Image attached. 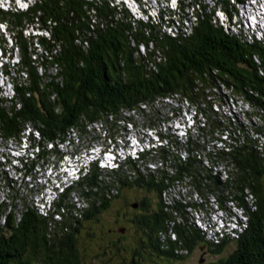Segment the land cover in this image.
Instances as JSON below:
<instances>
[{
	"label": "trees",
	"instance_id": "trees-1",
	"mask_svg": "<svg viewBox=\"0 0 264 264\" xmlns=\"http://www.w3.org/2000/svg\"><path fill=\"white\" fill-rule=\"evenodd\" d=\"M244 1L192 0L180 3L178 13L167 10L168 20L163 18L166 10H160L156 22L148 18L135 24L126 8L111 7L107 0H36L24 12L0 13L23 27L36 25L37 16L41 23L48 19L56 23L51 43L40 42L48 51L58 46L49 65L57 66L61 78L59 85L53 75L37 74L30 43L19 34V69H26L28 80L14 90L21 108L0 103L5 136H17L24 122L31 121L49 139L70 128L82 131L98 125L112 141L119 123L136 125L131 112L141 114V107L150 112L154 106L165 109V99L174 96L195 108L198 125L204 123L199 127L201 140L189 139L183 159L162 147L140 161L127 160L119 170L91 163L46 216L14 188V195L6 196L13 210L6 213V204L0 203V264H181L197 248L216 258L215 264H264V146L257 149V144L237 139L227 151L211 152L205 141L217 138L222 130L230 133L225 118L214 109L218 94L213 89L220 86L250 102L264 118V39L244 30L243 24L232 31L224 28L216 16L218 12L228 19L237 16V5ZM174 19L179 26L168 31ZM44 78L48 81L43 83ZM51 94L56 95L57 112ZM196 152L209 167H224L226 179L213 175ZM175 180L190 181L193 190L172 197L169 205L168 189ZM128 191L135 195L129 197ZM192 192L204 205L198 208L187 200ZM210 195L219 211L228 212L230 201L246 215L245 228L237 237L223 233L208 243L195 226L190 209L205 210ZM247 196L252 206L246 203ZM73 197L83 206H76ZM111 212V220L104 222L103 215ZM124 224L132 229L126 245L122 236L127 229H118ZM117 230L121 233L115 240ZM99 242L102 255H90V244ZM125 253L129 260H98Z\"/></svg>",
	"mask_w": 264,
	"mask_h": 264
},
{
	"label": "built area",
	"instance_id": "built-area-1",
	"mask_svg": "<svg viewBox=\"0 0 264 264\" xmlns=\"http://www.w3.org/2000/svg\"><path fill=\"white\" fill-rule=\"evenodd\" d=\"M35 1L0 0V13L24 12L32 7ZM85 1L91 2L94 0ZM96 1L99 2L100 0ZM108 2L111 7H117L121 4L126 8L131 15L130 21L135 24L136 20L146 21L148 18L156 22L160 10H166L163 18L168 20L167 13L169 11L178 13L180 3L185 5V3H191L192 0H139L138 2L136 0H115ZM209 4H212V2ZM246 13H251V17L254 18L251 19L252 32L257 37L258 34L264 33V0H253L252 10L250 12L246 11ZM218 16L222 17V23L226 25L228 18L222 12H218ZM13 21L11 18L0 16V103L6 108L15 105L16 109H19L21 105L18 100L9 97V90H15L16 87L25 85L28 80L26 69L10 68V61L20 59L17 38L19 34L30 43L27 44L28 50L31 54L32 64L37 67V74L43 76L44 73H47L50 77L53 75L54 82L59 85H61V78L57 77L58 68L51 65H41L42 56L56 53V50H58V46H54L50 51L43 49L40 42L41 39H46L51 43V27L56 23L50 19L41 23L37 16L36 24L44 25L48 30V37H39L32 35L29 29L23 27V24L16 25ZM92 22L95 23V20ZM171 26L168 31L173 32L172 30L179 26V22L174 19ZM236 27L237 24H234V28ZM138 49H140V53H143L144 48L142 46H139ZM46 81H48L46 78L42 80L43 83ZM231 96L232 101L237 102L238 106L243 109V118H246L247 129L246 131H238L228 124L230 133L223 130L224 139L205 140L207 141V150L211 152L222 149L227 151L228 145H231L237 139L245 142L247 140L251 141L253 145L257 144V149H261L264 146V133H260V127H253V120H260V126H264V118L261 116L263 112L254 109L247 100L235 97L232 94ZM175 98L177 97L165 99L166 104L169 99L179 102L175 105L177 111L174 114L168 113V105L165 109L161 108L162 112H159L160 107L158 106H154L151 112L144 107H141L143 110L141 114L131 112L130 117L136 122V125H133L130 121H124L123 126L119 123L117 131H115V139L112 141L105 139L104 130L98 125L92 127L87 125L82 131H75L70 128L62 136L59 134V136L49 139L31 121H25L20 129V138H22L20 153L11 154L10 151L9 154H2V144L4 142L0 136V203L6 204V213L9 212V198L6 199V196H9L14 177L25 179V188L22 190V195L40 214L46 216L54 210L53 203L59 198L60 194L86 173L93 162H96L104 170H119L127 160L140 161L139 159L144 154L162 147L182 159L186 157L187 149L185 146L188 144L189 139L194 142L199 141V127L204 125L203 122L198 125L195 121L197 118L195 113H191V110L185 107V102L176 101ZM50 101L54 104L53 108L56 111L57 101ZM214 109L224 118L223 111H218V101ZM196 154V158L198 160L200 158L206 167L212 169L213 173L214 171L225 170L222 166L209 167L206 158L197 152ZM149 167H154V164L150 163ZM174 183L168 189L167 204L169 205L172 203V197L179 198L183 190H193L189 184L190 181L179 183L175 180ZM192 194L191 198L187 199L188 201L196 203L198 208L199 205H204L203 199L197 193L192 192ZM245 201L249 206H252L253 202L248 200V196ZM73 202L77 204L76 206H83V203L76 197H73ZM227 204L230 210L224 212V217L230 216V226L242 232L246 225V215L232 202L229 201ZM207 208H209V215H201L199 209H190L198 224L212 221L211 218L215 217L213 212H221L214 204V199H212V204H208ZM231 209L235 211H231ZM232 215H234V218H232ZM237 217H240V220H237ZM54 218L57 219L58 215L55 214Z\"/></svg>",
	"mask_w": 264,
	"mask_h": 264
},
{
	"label": "rangeland",
	"instance_id": "rangeland-1",
	"mask_svg": "<svg viewBox=\"0 0 264 264\" xmlns=\"http://www.w3.org/2000/svg\"><path fill=\"white\" fill-rule=\"evenodd\" d=\"M107 1L111 2V1H115V0H107ZM31 2H32V0H31ZM252 3H253V0H248L247 2L245 0V3H244L245 7H242V10L239 7V6H241V3H238V5H237V10H238L237 14L238 15L237 16L235 15L232 18L228 19V21H231L230 24L234 23V24H237V25H240V24L242 25L241 21H243L245 27L248 26V25L251 26L249 24V22H252L250 19H254V18L250 17V16L249 17L244 16L241 13V11L251 10L252 8H250L249 6L252 5ZM258 9H259V7H258ZM248 12H250V11H248ZM216 16L218 17L219 22L222 24V26L224 28H229V29H233V30L235 29V28H233L231 26L229 27V25H223L222 17L218 16L217 14H216ZM256 18H257V15H256ZM261 27H263V26H261ZM258 37L264 38V33L258 34ZM10 65H11V62H10ZM218 90H220V91H218ZM214 92L218 94V96H217L218 107L222 108L221 111H223L224 115L227 118H233V119H234V117H232L233 114L238 116L239 119H238L237 123H238L240 129L244 130L245 125L243 123H247L246 119L241 117V110L242 109L240 108V106H238L237 102L232 101L231 93L229 91L225 90L223 87L215 88ZM218 92H220V93H218ZM15 99H17V98H15ZM176 104H179V102H174V101H172L170 99L167 101V105L169 106V110H168L169 114H174L177 111V109L175 107ZM254 108H256V107H254ZM191 110H192V108H191ZM159 112H162L161 108H160ZM0 123H1V126H2V121L1 120H0ZM1 137L4 138V141H3L4 144H2V148H4V150H8L9 148L10 149L14 148V146L15 147L18 146L20 144V142L22 141V138H20V132L18 133L17 136H14V135L13 136H5L4 133H2ZM9 140H10V142H9ZM22 186H23V189H24L25 188V180H21V181L17 182L14 186H12L11 190H9V197H12L14 195L13 194V189L14 188H17L19 190L18 192L20 193V191H22V190H20V187H22ZM184 193H185V191L183 190L182 193L180 194V196L182 194H184ZM127 194L131 198L135 195V193L133 191L132 192L128 191ZM10 204H12V205H10ZM115 207L119 208L120 205H115ZM13 208H14L13 207V203L11 202V200L9 198V211H12ZM231 211H235V210L231 209ZM216 214H217L216 218H214L212 216L213 217V218H211V219H213L212 221H216L217 223L219 222V224L222 225L221 222L218 219H219V216H223L224 217L225 214H223L222 212H218ZM207 215H209V211L207 212ZM111 218H112V212L109 213V214L103 215L102 220L104 222H107V221H110ZM232 218H234V215H232ZM237 220H240V217H237ZM237 223H238V221H237ZM206 224L207 223L205 222L204 225H206ZM123 228L127 229L125 231V233L123 234V236H122V239L124 237V239L122 241V244L126 245V244H128V239L130 237V234L132 233V229H130V227L126 226L125 224L120 226L118 229L121 230ZM202 228H205V227L203 226ZM97 230H100V228H97ZM119 230L115 231V237H114L115 240L120 237V236H118V234L121 233V232H119ZM100 244H102V242L90 244V246L88 247L89 249H91L90 255H95L96 253H97V256L102 255V249L100 248V246H101ZM129 258H130V254L129 253H125L124 255L118 256V257H113L111 255H106V256H104V257H102L100 259L98 258V260L100 262L102 260L110 259L109 260V261H111L110 263H115V262H120L122 260H129ZM98 260H96V261H98ZM216 260L217 259L212 257L210 253L206 252L204 248H201V249L197 248L187 258V260L182 262L181 264H215Z\"/></svg>",
	"mask_w": 264,
	"mask_h": 264
},
{
	"label": "bare ground",
	"instance_id": "bare-ground-1",
	"mask_svg": "<svg viewBox=\"0 0 264 264\" xmlns=\"http://www.w3.org/2000/svg\"><path fill=\"white\" fill-rule=\"evenodd\" d=\"M32 1H34V0H32ZM248 0H246V2H247ZM24 2H31V0H24ZM244 3H245V1H244ZM242 7H245V5L244 6H240V8H241V10H242ZM250 8H252V5H250L249 6ZM93 9H95V8H93ZM252 10V9H251ZM251 10H248V11H251ZM241 13L244 15V16H246V17H251V13H246V11H241ZM238 15V14H237ZM251 20V19H250ZM242 22V24L244 25V22L243 21H241ZM35 23V22H34ZM231 23V21H226V25H229V27L231 26V27H233L234 28V23L233 24H230ZM238 23V22H237ZM248 24V23H247ZM249 24L251 25V22H249ZM241 25V24H240ZM255 25H256V23H255ZM239 25H237V27H238ZM26 28L27 29H29V32L30 33H32V35H36V36H39V37H48V30H46V29H41V28H39L38 27V24H36V25H33V24H30V25H26ZM240 28V27H239ZM229 29V28H228ZM231 31L233 30V29H230ZM244 30H248L249 32H252V25L251 26H244ZM260 43V42H259ZM44 48V47H43ZM139 51H140V49H139ZM52 58V54L51 53H49L48 55H44V56H42V63H45V65H49V61H51L50 59ZM11 62V65H10V68H13V69H19V59H16V61H10ZM52 67H55V68H57V66L55 65V64H53L52 65ZM222 86H220L219 88H221ZM181 96V95H180ZM9 97H10V99H15V92H14V90H9ZM184 97V96H183ZM49 100H57V98H56V95L55 94H51L50 96H49ZM191 101V100H190ZM188 102V101H187ZM57 103V102H56ZM59 107V105H56V108H58ZM185 107L186 108H189V110H191V108H192V110H191V113H195V116H197V113L195 112L196 110H195V108H193V107H191L190 105H187L186 104V102H185ZM252 107H254L253 105H252ZM254 109H256V108H254ZM14 110V109H13ZM222 110V108H220V107H218V111H221ZM58 111V110H57ZM56 111V112H57ZM10 112V111H9ZM199 114V113H198ZM201 116V115H200ZM223 116H224V118H225V120H226V122H227V124H229L231 127H235V129H237L238 131H246V129H247V123H243L244 125H245V128H244V130H241L240 129V127H239V125H238V123H237V121H238V116H236L235 114H233V116L232 117H234V119L233 118H227L225 115H224V113H223ZM241 117L243 118V109L241 110ZM204 119V118H203ZM236 119V120H235ZM244 119H246V118H244ZM247 122V121H246ZM78 124V123H77ZM203 125H204V123H203ZM3 127V126H2ZM2 127H1V123H0V136H1V134L3 133V131H2ZM209 127V126H208ZM207 127V128H208ZM253 127H260V133H264V130L262 129V128H264V126H260V120H253ZM210 132V131H209ZM217 136V138H215V139H224V132H223V130H222V132H220V133H217L216 135H215V137ZM1 139H3V141H4V138H2L1 137ZM12 141V140H11ZM9 142H10V140H9ZM20 149H22V141L20 142V144L18 145V146H14V148H12V149H8V150H4V148H2V154H9V152L11 151V154H19L20 153ZM234 161V160H233ZM213 175H216V176H218L219 177V179L220 180H225L226 179V177H227V173H226V170H221V171H214V173H213ZM221 176V177H220ZM190 177V176H189ZM21 180H25V179H21V177H14V181H13V184H12V186H14L17 182H19V181H21ZM206 186V185H205ZM225 187V186H224ZM20 190H23V186L22 187H20ZM20 193L22 194V191H20ZM164 195V194H163ZM165 197V196H164ZM236 197V196H235ZM205 199V198H204ZM212 199H214V204L215 205H217V201H216V199H215V197L214 196H212V195H210V196H208V199L206 200V203L207 204H212ZM14 201H15V198L13 199ZM165 201V200H164ZM251 201V200H250ZM225 202V201H224ZM209 211V208H206L205 210L203 209V211H201V215H207V212ZM224 214V213H223ZM199 229V228H198Z\"/></svg>",
	"mask_w": 264,
	"mask_h": 264
}]
</instances>
